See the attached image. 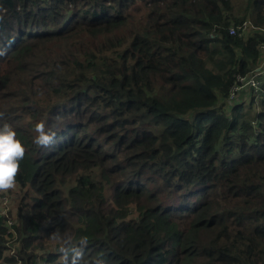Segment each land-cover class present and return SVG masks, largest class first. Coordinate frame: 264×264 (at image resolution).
<instances>
[{"label":"trees","instance_id":"1","mask_svg":"<svg viewBox=\"0 0 264 264\" xmlns=\"http://www.w3.org/2000/svg\"><path fill=\"white\" fill-rule=\"evenodd\" d=\"M262 44L264 0H0V264H264Z\"/></svg>","mask_w":264,"mask_h":264},{"label":"clouds","instance_id":"2","mask_svg":"<svg viewBox=\"0 0 264 264\" xmlns=\"http://www.w3.org/2000/svg\"><path fill=\"white\" fill-rule=\"evenodd\" d=\"M34 132L36 136L33 143L38 146L49 147L55 143V133L46 130L44 122L36 123ZM24 156L25 148L16 138L15 130L8 124H4L0 128V192L15 189L20 161Z\"/></svg>","mask_w":264,"mask_h":264},{"label":"rangeland","instance_id":"3","mask_svg":"<svg viewBox=\"0 0 264 264\" xmlns=\"http://www.w3.org/2000/svg\"><path fill=\"white\" fill-rule=\"evenodd\" d=\"M240 3L244 2V0H239ZM235 31H237V29L235 28ZM247 92H249V88H243L240 89L238 91H236L234 93L233 99H230V97L228 99H230L231 102H238V103H242L243 107H246L244 105L243 102H248V97H247ZM24 191V188H22L21 186H18L16 183V187L13 190H9L7 192H3V203H2V209L0 210V215H6L8 216V213L10 214V212L12 214L16 213V206L19 203V200L21 199L22 195ZM10 222V221H8Z\"/></svg>","mask_w":264,"mask_h":264},{"label":"built area","instance_id":"4","mask_svg":"<svg viewBox=\"0 0 264 264\" xmlns=\"http://www.w3.org/2000/svg\"><path fill=\"white\" fill-rule=\"evenodd\" d=\"M229 32L231 34L235 33V28L230 27ZM262 48H264V44L261 45ZM264 79V62L260 64L258 67H256L252 73H250L248 76L244 77H238L237 78V84L234 85L230 92V99H233L234 93L240 89L243 88H251L253 92L255 93L258 90L259 85L262 83ZM230 99H228L230 101ZM231 102V101H230ZM8 225L11 224V222L7 223Z\"/></svg>","mask_w":264,"mask_h":264}]
</instances>
